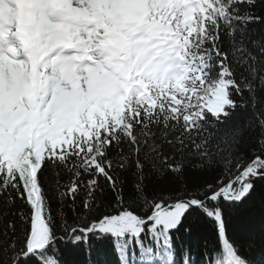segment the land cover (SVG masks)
<instances>
[{
	"label": "snow or ice",
	"instance_id": "obj_1",
	"mask_svg": "<svg viewBox=\"0 0 264 264\" xmlns=\"http://www.w3.org/2000/svg\"><path fill=\"white\" fill-rule=\"evenodd\" d=\"M153 2L15 0L20 6L19 21L0 29V123L13 110L23 114L25 122L34 111L50 113L65 104L70 90L75 91L60 78L54 59L60 48L52 46L63 38L65 28L73 30L69 25L84 24L86 31L80 35L90 36L97 48L103 47V41L114 40L128 50L130 58L163 56L164 46L151 35L156 13L129 10L132 5ZM212 2L216 6V0ZM249 3L255 0H219L225 15L213 14L214 22L205 20L203 35L199 28L192 35L180 30L179 39L187 35L191 42L182 53L185 62L191 61L188 66L197 69L200 77L189 73L195 82L191 91L176 94L180 104L163 96V109L156 106L146 112L149 105L145 103L136 105L138 111L131 116L125 110L129 127L121 125L109 133L101 129L99 143L96 137L87 142L80 138L66 147L45 144L42 151L33 143L24 148L15 166L0 160V248L9 250L8 264H26L30 258L37 264H85V254L88 264H97L92 243L109 238L113 246L125 249L129 264H137L130 259L136 252L128 250L170 247L173 229L190 209H199L214 220L217 235L226 239L223 202L235 209L238 238L257 236L254 220L245 217L241 206L254 198L253 178H264V69L258 68L257 58L243 40H235L240 21L261 20L240 13L238 5ZM208 12L212 14L211 9ZM178 19L179 14L171 22L176 30ZM226 43L231 47L226 48ZM84 87L81 79L80 88ZM238 108L250 115L245 123L226 129L225 140L247 129L256 141L252 151L233 156L219 147L212 150L210 138L201 129L223 122ZM33 131L39 132L38 121ZM146 164L157 173L180 177L179 188L148 193ZM216 166L219 170L198 185L183 182L186 167L198 171ZM46 173H51L50 182ZM261 197L264 207V190ZM257 242L264 245V227ZM233 259L234 264H243Z\"/></svg>",
	"mask_w": 264,
	"mask_h": 264
},
{
	"label": "clouds",
	"instance_id": "obj_2",
	"mask_svg": "<svg viewBox=\"0 0 264 264\" xmlns=\"http://www.w3.org/2000/svg\"><path fill=\"white\" fill-rule=\"evenodd\" d=\"M203 3L209 8L212 6L209 0H203ZM175 9L176 14H179V28L174 35L167 23L161 25L159 21L151 31V35L158 37L157 44L164 46V54L159 58H130L128 50L114 40L103 41V47L97 48L91 44L90 36L80 35V32L86 31L84 24L69 25L73 29L71 32L65 28L63 38L52 45L60 48L54 58L60 78L77 90L80 89L81 79L85 87L95 83L100 92L90 93L84 102L75 107L61 104L50 113L47 110L30 113L20 130L25 144L31 146L36 143L42 151L45 144L55 147L61 141L70 142L74 133L76 139H79L80 134L98 135L99 128H106L109 117L116 124L122 122L127 125L124 119L126 109L129 116L138 111L136 105L143 107L145 103L149 105L146 112L156 106L163 109L160 103L163 96L180 104L182 101L176 98V94L183 96L191 91V84L195 82L193 76L195 79L200 77L197 69L188 66L191 61L185 62L182 53L187 52L185 45L191 46V42L187 35L183 40L179 39V32L187 26L188 35L195 33L198 28L203 35V13L206 8L201 7V0H181ZM197 16L200 17L198 23ZM211 16L209 13V18ZM89 52H95V55L89 56ZM190 72L193 76L189 75ZM37 121L38 133L33 131ZM4 159L13 166L17 163L15 157H0V160Z\"/></svg>",
	"mask_w": 264,
	"mask_h": 264
},
{
	"label": "trees",
	"instance_id": "obj_3",
	"mask_svg": "<svg viewBox=\"0 0 264 264\" xmlns=\"http://www.w3.org/2000/svg\"><path fill=\"white\" fill-rule=\"evenodd\" d=\"M211 7H207L201 0V7L206 8L203 13V24L205 20L214 22V15L224 17L225 9L219 5V0H216V6L212 0H209ZM240 13L247 16H259V22L252 20L250 22L240 21L235 32V40L237 42L243 40L248 51L257 58L258 68L264 69V0H255V3L238 5ZM208 9L212 10V16L209 18ZM214 14V15H213ZM182 18V17H180ZM176 19V18H175ZM179 28V25H178ZM176 30V29H175ZM185 30V29H184ZM186 31V30H185ZM255 42V43H253ZM226 48L231 47V44L226 43ZM214 64V61H213ZM259 107V105H258ZM127 110V109H126ZM132 115V114H131ZM248 115L245 110L239 108L233 112L230 117L224 118L223 122L208 123L201 129L203 135L210 138L209 147L215 150L219 147L222 150L231 152L233 156H247L256 144L253 138L254 133L245 129V131L235 139L228 142L225 140V130L232 127L237 122L243 124L246 122ZM111 125V129H109ZM124 123L116 124L109 117L108 124L105 127L99 128L98 135L91 134L85 136L80 134L79 139H76V134H73V139L68 142L65 147L73 140L83 138L84 142L90 141L96 137V142L99 143L101 129L105 133L115 132ZM88 125H86V128ZM96 131L95 128L92 129ZM139 129L137 135L139 136ZM128 134V133H126ZM165 151H168L166 148ZM9 157L18 158L21 152L15 148L14 144L8 145L5 152ZM5 157V154L0 155ZM219 170V166L211 169L193 170L191 167H186L183 172V182L188 185H198L207 179L210 175ZM146 184L145 190L151 194H159L162 192L176 191L181 183L180 177L168 172L162 174L151 169L149 165L145 166ZM47 176L50 182L51 173ZM131 179V178H130ZM254 186L257 191L253 193V199L245 200L241 206L246 218H251L255 222L257 236L253 239H239L236 233L237 221L236 212L231 204L223 202L222 212L225 219L226 239L217 235L216 223L214 220L206 216L199 209H190L184 213V218L180 224L172 231V243L170 247L163 244L157 246H148L135 249H129L128 252L135 251L136 255L131 256V261H136L137 264H228V256L239 258L244 264H264V245L257 242L259 230L264 227V207H262L261 191L264 190V178H253ZM212 206L211 204L209 205ZM189 228L185 232V228ZM22 247V241L18 242ZM223 245V246H222ZM119 248V251L117 250ZM95 255L94 259L97 264H129V256L126 255L125 249L122 246H113L109 239L105 242L94 241L91 249ZM9 250L0 248V264H8ZM207 256V260H205ZM142 258V259H139ZM85 264H88L87 254L83 257ZM26 264H37L34 258H30Z\"/></svg>",
	"mask_w": 264,
	"mask_h": 264
},
{
	"label": "rangeland",
	"instance_id": "obj_4",
	"mask_svg": "<svg viewBox=\"0 0 264 264\" xmlns=\"http://www.w3.org/2000/svg\"><path fill=\"white\" fill-rule=\"evenodd\" d=\"M180 2H181V0H177V1L154 0V2L151 3L150 5L153 6L152 10L156 9V13L158 15V17H157L158 20L163 21L165 19V16H167L169 13H171L172 10L176 11L175 6ZM139 7L141 8L142 11L149 9L147 7V4H139ZM15 91H16V89L14 88L12 90V93H15ZM72 92H74V91L70 90L68 95H70V93H72ZM77 92L79 93L78 94L79 99L78 98L77 99L81 104L82 102H84L88 98L90 93H97L98 94V89L94 87L93 83H91L87 87L80 88L79 90H77ZM80 98H82V99H80ZM10 120H11V122H10ZM1 124H2V126H4V128L0 129V144H1L2 148H4L6 141L10 140V135L9 134L6 135L5 134L6 132H4V129L6 131H8L9 133H11L12 136L14 134H18V132H20V130L23 128V126L25 124V120H24L23 114L18 113L17 111L13 110L10 112L8 119L5 120L4 122H2ZM17 129H18V132H17ZM17 140L19 141V149L18 150L22 153L24 151V148L27 145L25 144V142H24V140L20 134H18L17 136L14 135L12 138V142H15V141L17 142ZM15 148L17 149V146H15Z\"/></svg>",
	"mask_w": 264,
	"mask_h": 264
},
{
	"label": "bare ground",
	"instance_id": "obj_5",
	"mask_svg": "<svg viewBox=\"0 0 264 264\" xmlns=\"http://www.w3.org/2000/svg\"><path fill=\"white\" fill-rule=\"evenodd\" d=\"M130 11H133V12H136V13H143V11L138 8L136 5H132L130 6ZM10 12V14L14 15V13L17 12V9H14L13 7L11 8H1L0 7V13H4L5 15H7L8 13ZM6 24L11 25L13 24V21H8ZM19 87H23V85H19ZM11 95H15V93H11ZM65 104L68 105L69 107H75V106H78L76 100L73 98V97H65Z\"/></svg>",
	"mask_w": 264,
	"mask_h": 264
}]
</instances>
